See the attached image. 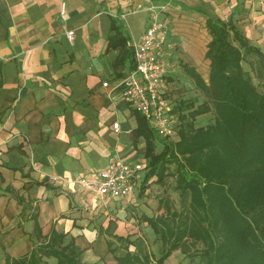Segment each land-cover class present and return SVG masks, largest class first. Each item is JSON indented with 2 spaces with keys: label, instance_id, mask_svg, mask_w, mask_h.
<instances>
[{
  "label": "crops",
  "instance_id": "1",
  "mask_svg": "<svg viewBox=\"0 0 264 264\" xmlns=\"http://www.w3.org/2000/svg\"><path fill=\"white\" fill-rule=\"evenodd\" d=\"M160 1L0 0V264H6L5 254L28 256L56 233L81 251L79 264H117L126 247L114 237L126 239L132 254L160 256V241L141 221L151 215L134 212L143 206L135 199L146 171L131 196L102 203L75 183L94 180L113 158L146 160L143 138L133 139L134 111L111 90L130 65L113 70L118 50L108 41L119 33L127 46L138 43L148 8ZM180 10L205 30L207 15L231 20L264 53V0H174L161 20L166 23L170 12L174 24ZM170 34L165 60L174 57ZM189 49L182 47L185 57ZM172 72L169 67L165 76L168 97ZM169 259L185 261L177 251L164 264ZM38 264L57 263L42 257Z\"/></svg>",
  "mask_w": 264,
  "mask_h": 264
},
{
  "label": "trees",
  "instance_id": "2",
  "mask_svg": "<svg viewBox=\"0 0 264 264\" xmlns=\"http://www.w3.org/2000/svg\"><path fill=\"white\" fill-rule=\"evenodd\" d=\"M205 28L207 79L194 68L184 67L204 101L198 105L173 101L179 140L158 139L144 118L133 112L137 118L133 139L143 138L148 160L144 183L154 178L162 185L168 166L174 165L181 209L172 210L159 199L158 209L163 207L164 212L141 217L161 243L157 259L128 252L129 242L114 237L126 247L115 257L117 264H164L176 251L196 264H264V53L249 45L231 20L207 15ZM108 47L118 50L114 71L125 64L133 67L132 46L119 33L109 38ZM247 57L252 76L241 64ZM208 113L213 122L195 127L196 118ZM155 140L162 145L158 153ZM64 237L53 234L46 244L20 259L5 254L6 264H38L42 257H54L57 264H79L81 251L72 243L64 245ZM111 246L108 243L115 254Z\"/></svg>",
  "mask_w": 264,
  "mask_h": 264
},
{
  "label": "built area",
  "instance_id": "3",
  "mask_svg": "<svg viewBox=\"0 0 264 264\" xmlns=\"http://www.w3.org/2000/svg\"><path fill=\"white\" fill-rule=\"evenodd\" d=\"M166 11V4L151 5L148 8L145 29L138 43L131 44L133 67L111 87L120 101L144 118L159 139L173 138L178 126V117L167 95L165 78L170 67L163 58L168 27L161 16ZM63 12L64 3L61 5V13ZM66 38L71 42L73 32L67 31ZM102 87L108 88L109 85L102 83ZM111 126L113 131H118L117 123ZM147 163V159L113 158L105 169L98 172L94 180L81 178L75 183L82 190L92 193L99 203L127 198L142 181ZM58 180L55 176L49 178L51 183Z\"/></svg>",
  "mask_w": 264,
  "mask_h": 264
},
{
  "label": "rangeland",
  "instance_id": "4",
  "mask_svg": "<svg viewBox=\"0 0 264 264\" xmlns=\"http://www.w3.org/2000/svg\"><path fill=\"white\" fill-rule=\"evenodd\" d=\"M162 4H166L172 6L174 0H161ZM181 11L175 13L177 15L175 17L174 24H171V15L170 12L166 14V23L168 26V31L171 32L169 38H173V42L176 44L171 45V50L173 51V58H169L166 60L170 66V69L173 70L171 74L172 83L170 85V99L173 103H178L179 101H192L195 105H198L202 101H204L203 95L199 92L198 89L193 85L192 80L188 77L186 72L184 71V67H192L194 68L203 79H207L208 73V62L204 59L202 55V49L206 48V41L208 39V34L204 29L202 22H192L187 15H182ZM168 20V21H167ZM197 26H194V24ZM143 28V26L141 27ZM138 29H140V25H138ZM178 37V38H175ZM177 40H175V39ZM195 40V41H193ZM183 41V42H181ZM197 41V42H196ZM196 43V44H195ZM166 45V44H165ZM187 46L191 48L188 50L186 57L184 56V52L182 51V47ZM249 57L246 58L241 64L245 71L250 72L252 76L253 73L250 71V67L247 64ZM254 85H257V81L253 79ZM259 90H262L259 87ZM213 122L212 113H208L196 118L194 125L195 127H204ZM178 132V129L176 130ZM176 132V135L170 139H163L168 142H176L179 140V133ZM155 152L158 153L162 150V145L160 140H155L154 142ZM175 166H168V176L164 179L162 185H159L155 182V179L152 178L150 183L147 185L146 193L139 194L135 200L143 201L140 210L135 211L136 215H140L141 212L147 213L151 216H159L164 212L162 209H158V201L161 199L164 203H168V205L172 208V210L179 211L182 206V200L179 197L178 192L175 190L174 185V177L172 174L174 173ZM128 212V210H127ZM158 240V237H156ZM152 239V238H151ZM147 245V244H146ZM161 247V244H159ZM161 254V253H160ZM177 258L180 257L178 254ZM183 263H177L178 259H172L168 264H196V260L194 263H190V258L185 257Z\"/></svg>",
  "mask_w": 264,
  "mask_h": 264
}]
</instances>
